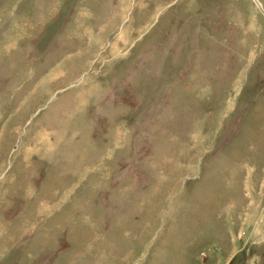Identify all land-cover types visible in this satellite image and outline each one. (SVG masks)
<instances>
[{
	"label": "rangeland",
	"instance_id": "374dc122",
	"mask_svg": "<svg viewBox=\"0 0 264 264\" xmlns=\"http://www.w3.org/2000/svg\"><path fill=\"white\" fill-rule=\"evenodd\" d=\"M0 264H264V0H0Z\"/></svg>",
	"mask_w": 264,
	"mask_h": 264
}]
</instances>
